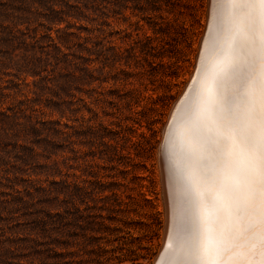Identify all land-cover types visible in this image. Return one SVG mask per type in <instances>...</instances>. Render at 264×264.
<instances>
[{
	"label": "rangeland",
	"instance_id": "rangeland-1",
	"mask_svg": "<svg viewBox=\"0 0 264 264\" xmlns=\"http://www.w3.org/2000/svg\"><path fill=\"white\" fill-rule=\"evenodd\" d=\"M206 17L207 0H0V264H153L164 130Z\"/></svg>",
	"mask_w": 264,
	"mask_h": 264
},
{
	"label": "snow or ice",
	"instance_id": "snow-or-ice-1",
	"mask_svg": "<svg viewBox=\"0 0 264 264\" xmlns=\"http://www.w3.org/2000/svg\"><path fill=\"white\" fill-rule=\"evenodd\" d=\"M164 130L178 192L159 264H264V0H207Z\"/></svg>",
	"mask_w": 264,
	"mask_h": 264
},
{
	"label": "bare ground",
	"instance_id": "bare-ground-1",
	"mask_svg": "<svg viewBox=\"0 0 264 264\" xmlns=\"http://www.w3.org/2000/svg\"><path fill=\"white\" fill-rule=\"evenodd\" d=\"M186 91H189V89L186 88L185 92ZM180 104H181V100L174 106L172 113H178ZM172 120H173V117L171 115L168 125L172 122ZM162 155L161 156L163 157V161L161 162V177H162L161 179L163 183L162 186H163L164 200L166 203L164 204L167 207V214H165L166 215V218H165L166 225H165V229H163L164 230L163 239L165 235V240L163 241L164 243L162 244L163 249L161 253L164 251V246L168 243V235H169V232L172 230L173 217H174V214L177 212V208H178V192L176 188V181L174 178V174H173V171H172V168H171V165H170V162H169V159H168V156L165 150ZM161 260H162V257L161 255H159L155 264H159Z\"/></svg>",
	"mask_w": 264,
	"mask_h": 264
},
{
	"label": "water",
	"instance_id": "water-1",
	"mask_svg": "<svg viewBox=\"0 0 264 264\" xmlns=\"http://www.w3.org/2000/svg\"><path fill=\"white\" fill-rule=\"evenodd\" d=\"M205 28H206V27H205ZM204 31H205V30H204ZM193 74H194V72L192 73V76H193ZM190 83H192L191 80H189L188 83H187L186 85H188V84H190ZM186 88H187V87L185 86L184 91L182 92V94H181V95L179 96V98L177 99V102H179V101L181 100V98H182V96H183V94H184ZM164 240H165V235H164V239H163V241H164ZM163 243H164V242H163ZM162 249H163V245L160 246V249H159V251H158V253H157V255H156L155 259H154L153 264H155V262H156V260L158 259V257H159V255H160Z\"/></svg>",
	"mask_w": 264,
	"mask_h": 264
}]
</instances>
